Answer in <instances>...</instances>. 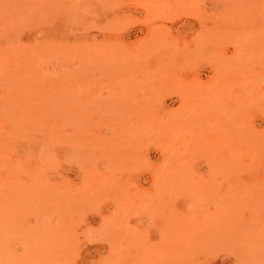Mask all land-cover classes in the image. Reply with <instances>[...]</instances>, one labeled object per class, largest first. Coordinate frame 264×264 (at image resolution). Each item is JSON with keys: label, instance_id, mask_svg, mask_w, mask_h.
Here are the masks:
<instances>
[{"label": "rangeland", "instance_id": "obj_1", "mask_svg": "<svg viewBox=\"0 0 264 264\" xmlns=\"http://www.w3.org/2000/svg\"><path fill=\"white\" fill-rule=\"evenodd\" d=\"M0 264H264V0H0Z\"/></svg>", "mask_w": 264, "mask_h": 264}]
</instances>
